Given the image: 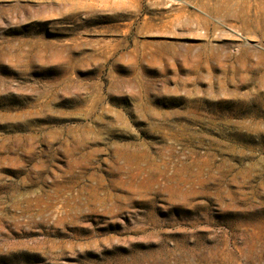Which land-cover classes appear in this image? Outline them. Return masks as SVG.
Returning <instances> with one entry per match:
<instances>
[{"label":"rangeland","instance_id":"374dc122","mask_svg":"<svg viewBox=\"0 0 264 264\" xmlns=\"http://www.w3.org/2000/svg\"><path fill=\"white\" fill-rule=\"evenodd\" d=\"M77 1L0 0V264H264V0Z\"/></svg>","mask_w":264,"mask_h":264},{"label":"bare ground","instance_id":"6f19581e","mask_svg":"<svg viewBox=\"0 0 264 264\" xmlns=\"http://www.w3.org/2000/svg\"><path fill=\"white\" fill-rule=\"evenodd\" d=\"M40 1V0H39ZM43 1V0H42ZM82 1V0H81ZM51 2V1H50ZM78 1L77 0H54V3L53 4H55V5H57L58 7L59 6H61V5H71V7L72 6H74L76 3H77ZM79 3H81V2H79ZM83 3V2H82ZM83 4H86V3H83ZM67 6H65V7H67ZM76 6V5H75ZM77 6H78V3H77ZM40 7V6H39ZM80 7V6H79ZM82 7V6H81ZM80 7V8H81ZM64 7L62 6V9H63ZM89 8V7H88ZM87 8V9H88ZM83 10H84V8H83ZM219 10V9H218ZM229 10V9H228ZM88 11V10H87ZM227 12V11H226ZM232 12V11H231ZM234 15V13H231V15ZM228 15V14H227ZM232 15V16H233ZM218 16V15H217ZM244 16V15H243ZM247 17V16H246ZM231 18H233V19H235V20H238V21H240L241 19L239 18V17H237V15H236V17H231ZM244 18V17H243ZM240 19V20H239ZM251 19V18H250ZM200 21V20H199ZM225 21V20H224ZM258 22H259V20H258ZM244 23H245V21H244ZM257 23V22H256ZM259 25H260V23H259ZM204 27V26H203ZM261 28H262V26H260ZM260 27H259V29H260ZM202 43V42H201ZM198 47V46H197ZM196 47V48H197ZM227 47V46H226ZM245 47V46H244ZM203 49H205L206 51H207V49L208 48H206V46H204V47H202ZM223 48V47H222ZM239 48V47H238ZM248 49V48H247ZM209 50V49H208ZM211 50H213L212 48H211ZM176 51V50H175ZM246 51V50H245ZM249 51H250V49H249ZM202 52V51H201ZM212 52V51H211ZM253 52V51H252ZM175 53V52H174ZM200 53V52H199ZM204 53V52H203ZM232 53V52H231ZM212 54H214L213 52H212ZM244 54H246V53H244ZM199 55V54H198ZM201 55H203V54H201ZM212 55H210V57H211ZM251 56V55H250ZM199 57V56H198ZM236 57V56H235ZM260 57V56H259ZM187 58V57H186ZM189 58V57H188ZM191 58V57H190ZM196 58V57H195ZM219 58H221V57H219ZM258 58V57H257ZM261 58V57H260ZM191 59H194V58H191ZM199 59V58H198ZM213 59V58H212ZM217 59V58H216ZM215 59V60H216ZM236 59V58H235ZM188 60V59H187ZM200 60H203V59H200ZM205 60L206 61H208L209 60V57L208 56H206L205 57ZM211 60V59H210ZM225 60V59H224ZM227 60V59H226ZM239 61V60H238ZM245 61V60H244ZM258 61V60H257ZM262 62V61H261ZM196 63H198V62H196ZM245 63V62H244ZM221 64V63H220ZM247 64H249V63H247ZM223 65V64H222ZM238 66H240V65H238ZM223 69V68H222ZM191 70V69H190ZM189 70V71H190ZM192 71V70H191ZM208 71V70H207ZM210 72V71H209ZM176 74V73H175ZM195 74V73H194ZM202 74V73H201ZM200 75V74H199ZM222 78V77H221ZM200 80V79H199ZM191 84V83H190ZM185 86V85H184ZM198 106V105H197Z\"/></svg>","mask_w":264,"mask_h":264}]
</instances>
